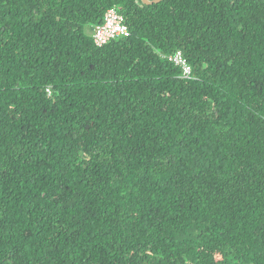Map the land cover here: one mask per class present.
Masks as SVG:
<instances>
[{
  "label": "trees",
  "instance_id": "1",
  "mask_svg": "<svg viewBox=\"0 0 264 264\" xmlns=\"http://www.w3.org/2000/svg\"><path fill=\"white\" fill-rule=\"evenodd\" d=\"M0 264H264V0H0Z\"/></svg>",
  "mask_w": 264,
  "mask_h": 264
},
{
  "label": "built area",
  "instance_id": "2",
  "mask_svg": "<svg viewBox=\"0 0 264 264\" xmlns=\"http://www.w3.org/2000/svg\"><path fill=\"white\" fill-rule=\"evenodd\" d=\"M129 36V31L124 23L123 16L115 7L107 9L103 15L102 22L96 25L92 31V42L97 47H102L112 40ZM169 60L177 67L181 68L182 78H189L191 69L180 53H176ZM49 94V89L46 90Z\"/></svg>",
  "mask_w": 264,
  "mask_h": 264
},
{
  "label": "water",
  "instance_id": "3",
  "mask_svg": "<svg viewBox=\"0 0 264 264\" xmlns=\"http://www.w3.org/2000/svg\"><path fill=\"white\" fill-rule=\"evenodd\" d=\"M162 0H153V1H148V0H142V2L146 5H151V4H155V3H159Z\"/></svg>",
  "mask_w": 264,
  "mask_h": 264
}]
</instances>
